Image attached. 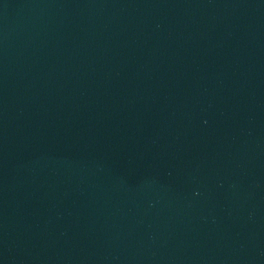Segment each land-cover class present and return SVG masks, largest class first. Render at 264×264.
<instances>
[{
    "label": "water",
    "instance_id": "95a60500",
    "mask_svg": "<svg viewBox=\"0 0 264 264\" xmlns=\"http://www.w3.org/2000/svg\"><path fill=\"white\" fill-rule=\"evenodd\" d=\"M0 264H264V0H0Z\"/></svg>",
    "mask_w": 264,
    "mask_h": 264
}]
</instances>
